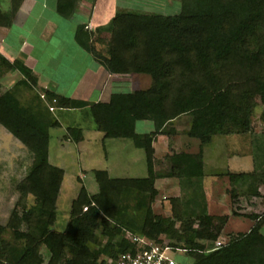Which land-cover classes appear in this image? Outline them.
Wrapping results in <instances>:
<instances>
[{"label":"trees","instance_id":"1","mask_svg":"<svg viewBox=\"0 0 264 264\" xmlns=\"http://www.w3.org/2000/svg\"><path fill=\"white\" fill-rule=\"evenodd\" d=\"M111 27L104 47H92L94 57L112 75L149 74L152 83L147 89L115 92L108 102L90 103L42 88L38 94L43 102L38 99L25 106L10 89L0 87V125L34 156L32 169L20 185L19 204L28 230H20L22 217L17 210L7 226L0 225V264H42L37 253L40 244L49 250L48 264H108L109 258L116 259L134 247L124 240L125 231L181 248L193 264H264L260 229L264 217L248 215L257 220L249 232L231 235L218 249L206 250L203 243L188 236V227L184 237L173 232L185 242L181 247L159 240L170 227L152 209L157 195L153 142L167 135L169 122L191 114L190 135L208 144L218 135L248 131L256 107L254 97L260 96L264 104V0H183L181 11L171 16L119 11ZM12 69L38 89L31 68L0 55V78ZM83 106H88L96 129L104 133V147L107 139L124 138L144 149L148 176L111 178L106 170L94 169L99 192L90 195L86 187L81 188L72 204L71 220L61 233L51 229L65 175L63 168L49 162L50 129L60 126L51 111ZM144 121L153 123L152 131H137V124ZM67 130L66 139L82 140L81 127ZM170 172V177L183 183L196 180L204 174L202 154L182 153L172 159ZM262 176L264 172H240L230 173L229 178L238 194L252 196L259 194L255 183L256 178L264 180ZM29 194L35 196V205L27 209ZM101 215L114 224L100 220ZM228 218H218L215 225V218L205 215L199 220L197 237L219 239ZM6 228L16 239L26 240L23 248L3 238ZM100 228L106 239L102 247L96 234ZM101 255L108 257L99 262ZM177 259L183 263L181 255Z\"/></svg>","mask_w":264,"mask_h":264},{"label":"rangeland","instance_id":"2","mask_svg":"<svg viewBox=\"0 0 264 264\" xmlns=\"http://www.w3.org/2000/svg\"><path fill=\"white\" fill-rule=\"evenodd\" d=\"M181 5H183V0H108V16L115 11L171 16L181 11ZM110 28L111 23L108 24V37L111 32ZM127 77L131 78L132 76ZM140 77L141 80L137 85L139 90L151 86L152 77L149 74H141ZM0 87L2 90H6L7 87L11 88V92L25 106H29L33 101L37 102L38 99L40 102L44 100L39 95L42 88L32 87L23 79L17 82V79L7 78L0 81ZM254 102L256 107L251 115L248 131L218 135L212 138L208 144H202L200 139L190 135L192 116L188 113L167 124L165 129L167 138H155L156 142L159 140L157 142L158 151L162 150L161 146H164L161 142L163 139L167 140L165 146L171 148L169 150L166 148L168 151L166 155L161 151L162 157L158 154L154 156L153 160L157 176L154 181L157 195L152 203L153 213L167 219V225L170 227L168 232L160 234L159 240L176 243L181 247L185 242L179 241L173 232L177 230V234L184 237V229L188 227L189 237L203 243L206 250H212L218 239L205 240L196 235L201 228L199 220L205 215L213 216L215 225H217L219 223L217 219L224 216L244 215L248 211H252L254 214V209L260 212L258 214L264 213V180L256 178L258 180L255 183L258 187V195L246 196L238 194L229 178L230 173L264 172V119L262 116L264 104L261 97L257 95L254 97ZM87 107L83 106L70 111H55L57 110L55 107V110L52 108L51 111L54 117L57 115L60 118L62 126L50 129L49 162L63 168L65 172L56 203V219L51 226V229L56 232H65L71 220L72 204L83 186L86 187L90 195L99 192L100 188L94 169L106 170L111 178H145L148 176V163L144 149L135 148L129 139H125L123 145L115 143L114 146L108 145L107 139L104 147L103 134L95 129L94 120ZM69 126L85 129L87 140L93 139L88 142L86 140L77 146L67 140L66 146L63 147L61 142L67 135L66 129ZM151 130H153L152 122L138 123L137 131L140 133ZM182 153L194 156L201 153L204 174L195 177L196 180L190 178L185 183L180 179H171L169 183L166 178H170L172 159H177ZM236 157L237 163L239 160L243 161L240 169L231 166L235 163ZM33 161V153L0 125V225L2 226L8 225L11 214L17 210L22 217L20 230L24 232L28 230L24 211L19 204L22 195L20 185L29 175ZM160 180H165L167 183L160 182ZM25 201L27 209H30L35 205V196L29 194ZM251 206H255V208H249ZM86 209L87 207L84 206L83 211ZM240 210L246 212H240ZM103 218L114 224L111 219L101 215L100 220ZM232 221L227 224L228 230L232 227ZM214 232H216L215 227ZM96 234L102 247L106 239L101 235V228L96 230ZM3 238L22 248L26 244L25 239H16L10 228H6ZM37 253L42 258V264L49 263L51 255L44 244L38 246ZM178 254L181 255L183 264H193V259L190 256L183 255L182 252ZM107 257L108 255H101L99 262L106 260Z\"/></svg>","mask_w":264,"mask_h":264},{"label":"crops","instance_id":"3","mask_svg":"<svg viewBox=\"0 0 264 264\" xmlns=\"http://www.w3.org/2000/svg\"><path fill=\"white\" fill-rule=\"evenodd\" d=\"M0 12L2 14L0 55L11 63L19 60L31 68L37 78L38 87L90 103L108 102L115 92L139 90L137 85L141 80V74L112 75L93 55V46L98 49L104 47L108 39V24L111 23L112 26V19L117 13L115 11L108 16V0H0ZM7 78L17 79V82L25 79L17 69L7 72L0 81ZM73 109L76 108L57 110L54 108L55 111ZM56 118L62 126L60 118L57 115ZM82 131V140L76 142L64 136L61 145L65 147L67 140L76 146L85 142L87 140L85 129L82 128ZM101 133L103 139L104 133ZM157 137L167 138V135ZM92 139L89 138L87 142ZM123 142L124 138L110 139L108 145L114 146L115 143L123 145ZM157 142L156 140L153 142L155 155L161 156V151L166 155L168 152L166 148L171 149L165 146L167 140L161 141L164 146H161L163 148L160 151ZM134 147L137 148L135 145ZM234 160L235 163L230 165L240 169L243 161L239 160L237 163V157ZM166 179L170 183L171 179L177 178ZM255 206L249 208L254 209ZM253 212L254 214L248 211L244 215L229 217L217 241L225 244L231 235L249 232L257 220L248 215L260 213L255 209ZM258 216L262 218L264 213ZM231 221L232 227L228 230L227 224ZM260 229L264 235V220ZM184 255L188 256L186 253Z\"/></svg>","mask_w":264,"mask_h":264},{"label":"built area","instance_id":"4","mask_svg":"<svg viewBox=\"0 0 264 264\" xmlns=\"http://www.w3.org/2000/svg\"><path fill=\"white\" fill-rule=\"evenodd\" d=\"M124 240L132 243L134 247L121 253L116 259L109 258L108 264H183L177 259L178 253L184 252L181 248H174L166 243H159L129 231H125ZM222 244L217 241L213 249H218Z\"/></svg>","mask_w":264,"mask_h":264}]
</instances>
